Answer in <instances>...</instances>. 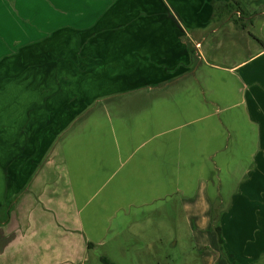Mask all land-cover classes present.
<instances>
[{"label": "rangeland", "instance_id": "rangeland-1", "mask_svg": "<svg viewBox=\"0 0 264 264\" xmlns=\"http://www.w3.org/2000/svg\"><path fill=\"white\" fill-rule=\"evenodd\" d=\"M241 1L182 73L85 93L79 115H55L62 86L35 75L31 48L6 60L0 264H264V0ZM73 15L0 0V56Z\"/></svg>", "mask_w": 264, "mask_h": 264}, {"label": "crops", "instance_id": "crops-1", "mask_svg": "<svg viewBox=\"0 0 264 264\" xmlns=\"http://www.w3.org/2000/svg\"><path fill=\"white\" fill-rule=\"evenodd\" d=\"M229 1L50 0L69 7L74 17L54 21L45 33L0 56V70L11 57L22 64L31 48L33 74L41 77L48 70V84L62 86L53 99L62 104L55 115H79L90 105L84 103L85 93L97 99L182 73L191 55L201 54L202 31L214 20L215 5ZM188 48L196 49L190 54ZM4 85L0 77V90ZM19 100H24L20 93ZM3 102L0 114L9 111Z\"/></svg>", "mask_w": 264, "mask_h": 264}, {"label": "trees", "instance_id": "trees-1", "mask_svg": "<svg viewBox=\"0 0 264 264\" xmlns=\"http://www.w3.org/2000/svg\"><path fill=\"white\" fill-rule=\"evenodd\" d=\"M231 7H233L234 8V10L236 11V13L238 14V17H237V22L239 23V20H240V18L243 16V15H245L246 14V9L243 7V3H242V1L241 0H230L229 2H227V3H217L216 5H215V12H214V15L215 16H219L220 14H221V12L220 11H218V9L219 10H221V9H229V8H231ZM237 23V24H238ZM240 26H244L243 24H241ZM189 52H190V54L192 53V50H189ZM214 229H215V232H216V234H217V239H218V241L221 243V244H223V242H224V240H223V237H222V235H221V230H220V227L219 226H215L214 227ZM103 259V262L104 263H106V264H114V263H112V262H110L108 259H105V258H102ZM230 264H238V263H236L235 261H232V262H230Z\"/></svg>", "mask_w": 264, "mask_h": 264}]
</instances>
